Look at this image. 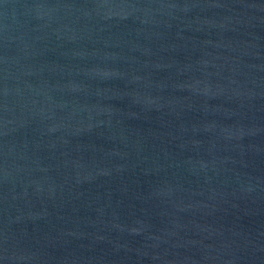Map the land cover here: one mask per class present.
Here are the masks:
<instances>
[{
  "label": "water",
  "instance_id": "water-1",
  "mask_svg": "<svg viewBox=\"0 0 264 264\" xmlns=\"http://www.w3.org/2000/svg\"><path fill=\"white\" fill-rule=\"evenodd\" d=\"M0 264H264V0H0Z\"/></svg>",
  "mask_w": 264,
  "mask_h": 264
}]
</instances>
